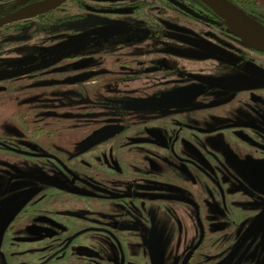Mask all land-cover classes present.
I'll return each mask as SVG.
<instances>
[{"label": "flooded vegetation", "instance_id": "obj_1", "mask_svg": "<svg viewBox=\"0 0 264 264\" xmlns=\"http://www.w3.org/2000/svg\"><path fill=\"white\" fill-rule=\"evenodd\" d=\"M43 1L0 0V264H264V51L205 0Z\"/></svg>", "mask_w": 264, "mask_h": 264}, {"label": "water", "instance_id": "obj_2", "mask_svg": "<svg viewBox=\"0 0 264 264\" xmlns=\"http://www.w3.org/2000/svg\"><path fill=\"white\" fill-rule=\"evenodd\" d=\"M63 1L64 0H46L34 5L31 9L44 11L45 9L59 5ZM205 1L228 20L230 26L245 40V43L264 51V27H262V25L246 17L244 13L228 0ZM6 21H9V19L2 20L1 24H4Z\"/></svg>", "mask_w": 264, "mask_h": 264}, {"label": "rangeland", "instance_id": "obj_3", "mask_svg": "<svg viewBox=\"0 0 264 264\" xmlns=\"http://www.w3.org/2000/svg\"><path fill=\"white\" fill-rule=\"evenodd\" d=\"M17 26H20V25H17ZM26 30H19V29H17V31H6V32H4L3 30H0V32H4V34H1L0 33V52H5V57L4 58H9V55L10 56H15L14 54H12L10 51L11 50H14L17 46H20L21 45V43L24 41L23 39H22V37H23V32H25ZM28 33H30V34H32V33H34L33 31H31V30H29L28 31ZM10 35H15V36H18V37H21L20 38V40L18 41V42H15L14 40H12V41H10L8 38H9V36ZM14 36V37H15ZM24 43V42H23ZM60 45H58V46H56L55 48H54V50L57 48V47H59ZM8 51V52H7ZM9 53V54H8ZM15 53V52H14ZM17 53H19V52H17ZM48 73V75L49 76H56L58 73L57 72H55V70L54 69H51V70H49V72H47ZM0 79H2V78H0ZM96 100V99H95ZM85 111V107H83V106H79V108H78V114L79 115H82L83 116V112ZM98 111V110H97ZM5 112H6V114H5ZM5 112H2V113H0V124H3L4 125V127H6V129L7 128H9L8 126H7V124L9 123V118L10 117H8V116H10L11 115V112L9 111V109H6V111ZM99 112H103V110H102V108H99ZM10 114V115H9ZM48 116V115H47ZM104 118H106L105 119V121L107 120V117H100V118H95L96 120H100V121H104ZM5 121L7 122V123H5ZM85 120H83V121H81V122H84ZM104 121V122H105ZM103 129H101L100 131L99 130H97L95 133H94V136H91L90 137V139L92 140V142L93 141H96L97 139L99 140V138H102L103 136H101V134L103 133ZM81 132H82V134L83 133H85V132H87L86 134V136L84 137V138H87L89 135H90V133L92 132V128L91 129H88V130H81ZM80 135V137H79V140H81L82 138H83V135ZM83 138V139H84ZM7 156H4V155H0V161L1 160H7ZM10 160V159H9ZM112 162V163H111ZM111 162H109L108 164H109V166L111 167V165H114L113 163V161H111ZM131 261H133V262H137V260H135V259H131Z\"/></svg>", "mask_w": 264, "mask_h": 264}]
</instances>
